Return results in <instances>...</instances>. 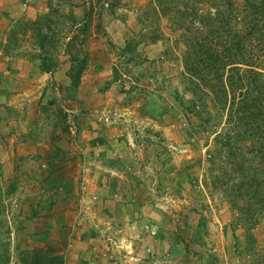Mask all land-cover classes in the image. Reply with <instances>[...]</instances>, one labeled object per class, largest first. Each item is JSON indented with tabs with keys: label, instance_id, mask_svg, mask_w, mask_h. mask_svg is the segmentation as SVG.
<instances>
[{
	"label": "crops",
	"instance_id": "obj_1",
	"mask_svg": "<svg viewBox=\"0 0 264 264\" xmlns=\"http://www.w3.org/2000/svg\"><path fill=\"white\" fill-rule=\"evenodd\" d=\"M8 29L0 40L1 190L22 204L24 218H49L45 230L34 226L33 244L20 248L29 251L20 255V264H117L106 244L112 233L132 241L139 264H230L231 252L222 247L216 256L209 244L183 241L179 224L164 219L168 201L191 205L204 219L211 212L205 201L181 199L184 193L173 199L166 192L171 181L176 190L184 188V166L166 164L164 151L135 129L149 118L147 107L140 112L122 98L121 104L104 98L101 91L117 69L114 58L100 44L90 46L73 92L63 51L55 68L41 71L37 45L32 53L13 50L16 37ZM66 96L75 134L62 117ZM109 109L118 113L110 122L114 126L101 124ZM194 227L195 233L202 229L198 222Z\"/></svg>",
	"mask_w": 264,
	"mask_h": 264
},
{
	"label": "rangeland",
	"instance_id": "obj_2",
	"mask_svg": "<svg viewBox=\"0 0 264 264\" xmlns=\"http://www.w3.org/2000/svg\"><path fill=\"white\" fill-rule=\"evenodd\" d=\"M47 12H50L51 26L48 46L57 61L74 31L75 26L71 25L85 23L88 30L83 49L88 53L90 46L100 44L116 64V73L113 72L112 79L101 91L104 98H114L118 103L123 99L138 111L147 107L145 114L149 118L135 129L141 130L158 152L164 151L166 164L184 166L181 171L184 188L176 190L171 181L166 192L173 199L184 193L181 199L185 196L207 203L211 212L207 219L198 216L191 205L175 201L164 204L168 206L164 219H174L179 224L182 240L209 244L216 256L222 254L218 251L223 247L234 256L230 264H264V219L249 227L245 224V215L236 214L239 211L231 208L222 191L211 188L208 155L212 154L215 134L226 129L221 112L215 113L208 98L199 99L198 93L192 94L183 75L181 45L174 43L175 34L167 20L154 10L152 0H0V40L9 28V32L15 31L16 37L11 45L17 49H12L32 53L36 45L34 37L28 30L24 34L22 31L28 29L27 20ZM127 41L135 45L134 49L123 52ZM67 99L64 97L61 103L74 114L72 107L65 103ZM109 111L105 113L109 120L102 119L101 124L114 126L115 122H110L118 113ZM233 142L244 145L237 134L233 135ZM175 176L176 173L171 178ZM21 205L15 196L2 195L0 200V237H8L9 264H20V248L33 244L37 223L44 230L48 227L49 218H24ZM197 222L202 223V229L195 233ZM202 231L206 233L203 235ZM109 236L132 243L114 233Z\"/></svg>",
	"mask_w": 264,
	"mask_h": 264
},
{
	"label": "trees",
	"instance_id": "obj_3",
	"mask_svg": "<svg viewBox=\"0 0 264 264\" xmlns=\"http://www.w3.org/2000/svg\"><path fill=\"white\" fill-rule=\"evenodd\" d=\"M237 1L152 0V7L167 20L174 43L181 45L183 75L192 94L208 98L226 126L215 134L208 155L211 188L221 190L231 208L239 211L236 214L245 215V224L255 227L264 219V0ZM49 18L50 12L38 14L22 31L34 37L41 71L58 63L48 46ZM73 26L62 51L70 61L67 76L74 92L87 67L83 45L88 28L85 23ZM10 34L14 37L15 31ZM134 46L127 41L122 51L130 52ZM234 134L242 138L243 146L234 144ZM2 195L0 187V200ZM9 263L8 237L2 236L0 264Z\"/></svg>",
	"mask_w": 264,
	"mask_h": 264
},
{
	"label": "built area",
	"instance_id": "obj_4",
	"mask_svg": "<svg viewBox=\"0 0 264 264\" xmlns=\"http://www.w3.org/2000/svg\"><path fill=\"white\" fill-rule=\"evenodd\" d=\"M66 113V125L68 126V130L75 134L76 132V123L74 120V114L72 111L65 109ZM104 120H109V116H104ZM85 165L82 163V176H81V201L84 199L85 187H86V178L84 172ZM154 229H150V234L154 236L156 234V227L153 226ZM107 243L109 246V253L111 257L116 261L117 264H139L141 262V258L138 256L133 244L125 241L123 239H117L116 237H107ZM146 252L150 257H153L152 250L150 248L146 249Z\"/></svg>",
	"mask_w": 264,
	"mask_h": 264
}]
</instances>
